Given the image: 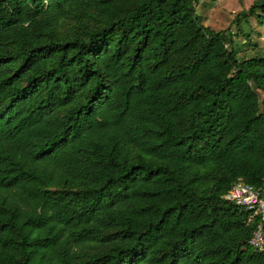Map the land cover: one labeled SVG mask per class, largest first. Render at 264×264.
I'll return each instance as SVG.
<instances>
[{
  "label": "trees",
  "instance_id": "1",
  "mask_svg": "<svg viewBox=\"0 0 264 264\" xmlns=\"http://www.w3.org/2000/svg\"><path fill=\"white\" fill-rule=\"evenodd\" d=\"M197 3L0 0V264H264V49Z\"/></svg>",
  "mask_w": 264,
  "mask_h": 264
},
{
  "label": "rangeland",
  "instance_id": "2",
  "mask_svg": "<svg viewBox=\"0 0 264 264\" xmlns=\"http://www.w3.org/2000/svg\"><path fill=\"white\" fill-rule=\"evenodd\" d=\"M254 0H198L196 15L201 23L214 31L229 29L234 36V44L239 48L238 58H248L258 50L264 49V25L260 26L251 18L248 22L240 19L235 22L241 12H245ZM241 30L250 35V42L242 35ZM250 43V44H249ZM260 98L263 99L262 94Z\"/></svg>",
  "mask_w": 264,
  "mask_h": 264
},
{
  "label": "built area",
  "instance_id": "3",
  "mask_svg": "<svg viewBox=\"0 0 264 264\" xmlns=\"http://www.w3.org/2000/svg\"><path fill=\"white\" fill-rule=\"evenodd\" d=\"M225 198L244 208L249 220L256 221L248 245L254 251L264 253V194L261 189L245 183H237Z\"/></svg>",
  "mask_w": 264,
  "mask_h": 264
},
{
  "label": "crops",
  "instance_id": "4",
  "mask_svg": "<svg viewBox=\"0 0 264 264\" xmlns=\"http://www.w3.org/2000/svg\"><path fill=\"white\" fill-rule=\"evenodd\" d=\"M263 194H264V191H263Z\"/></svg>",
  "mask_w": 264,
  "mask_h": 264
}]
</instances>
